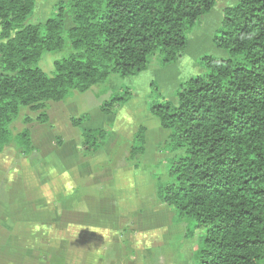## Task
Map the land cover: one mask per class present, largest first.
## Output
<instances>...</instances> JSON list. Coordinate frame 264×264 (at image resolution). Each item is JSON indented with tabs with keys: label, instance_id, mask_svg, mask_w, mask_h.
<instances>
[{
	"label": "trees",
	"instance_id": "16d2710c",
	"mask_svg": "<svg viewBox=\"0 0 264 264\" xmlns=\"http://www.w3.org/2000/svg\"><path fill=\"white\" fill-rule=\"evenodd\" d=\"M218 1L232 3L212 39L227 56L200 57L203 72L181 80L173 100L150 90L148 111L168 131L163 150L173 154L153 179V203L175 212L183 239L203 230L193 251L197 264H264V0H59L56 12L36 23L28 21L36 0H0V153L6 146L36 152L27 127L12 130L23 108L46 123L49 102L111 75L135 76L152 60L160 68L177 63L188 35ZM44 52L62 54L52 75L38 67ZM128 89L101 102L104 126H85V115L70 118L84 157L107 142L116 107L133 97ZM145 132L138 125L127 162L144 153ZM49 262L64 258L51 255Z\"/></svg>",
	"mask_w": 264,
	"mask_h": 264
},
{
	"label": "crops",
	"instance_id": "0c3cea01",
	"mask_svg": "<svg viewBox=\"0 0 264 264\" xmlns=\"http://www.w3.org/2000/svg\"><path fill=\"white\" fill-rule=\"evenodd\" d=\"M157 123L144 125V153L131 162L126 161V146L137 129L129 139L111 133L87 157L82 155V140H53L55 147L46 149L51 140L31 136L36 152L29 156L6 146L0 157L9 162L19 155L22 163L2 173L13 175L12 179L19 174L27 188L20 204L14 200L19 187L14 192L6 186L7 203L0 207V264H49L51 255L63 257V264H108V260L131 259L139 255L138 249L165 251L175 235L184 234V224L175 221V212L153 203V179L162 174L158 137L164 133ZM35 156L52 163L32 168L30 159ZM162 207L171 212L169 224L159 221ZM184 247L185 243L183 256L185 248L188 252L191 248L192 254L191 244Z\"/></svg>",
	"mask_w": 264,
	"mask_h": 264
},
{
	"label": "rangeland",
	"instance_id": "374dc122",
	"mask_svg": "<svg viewBox=\"0 0 264 264\" xmlns=\"http://www.w3.org/2000/svg\"><path fill=\"white\" fill-rule=\"evenodd\" d=\"M58 1L59 0H36L33 13L28 21L32 23L45 21L47 17L56 12V5ZM230 5H232L230 1H218L208 15L200 18L196 27L188 35V45L184 56L177 63L169 65L165 68H160L156 64V61L152 60L148 70L140 72L135 76L121 78L117 75H111L104 84L94 86L84 93L73 92L65 101L51 102L48 104L49 109L47 114L49 115L47 123H41L37 120L39 112L32 111L29 108H23L17 119L12 124L13 133L27 127L31 132L33 140H51L46 146V149L55 147L53 140H81L80 129L71 126L70 118L72 116L80 117L85 115V126H104L109 119L100 113L99 106L102 101L108 99L111 93L117 91L123 86H127L129 88L128 90L132 92L133 97L135 94V97L132 100L133 102L131 103V105L133 104L134 106L129 108L131 105L129 104L127 106L125 104L124 106L116 107V116L110 128L111 133L116 134V136L124 134L122 136H127L126 139H129L131 138L133 131L137 129L139 123H143L146 127L147 125L152 126L154 122H157V119L148 111L150 90L156 89L162 93L166 99L173 100V93L181 80L203 72V68L198 62L200 57L204 55H212L221 58L227 56L224 50L217 48L213 44L212 39L220 26L223 9ZM61 55V53L57 52H44L38 61V67H40L47 75H52L54 61L59 59ZM25 116L32 119L30 123L24 124L23 119ZM156 128L162 130V132L167 135L168 131L162 129L158 123ZM150 133L152 135V130ZM164 134L158 137L161 138L158 142V148L160 150V166L158 167V171L161 170V173H164L166 170V158L173 155L168 154L163 150V144L165 141ZM40 158L41 157L35 156L30 159L32 168H47L48 165L52 163L51 161H44ZM21 161L22 160L19 155L15 157V159L9 160V162L5 159V157H0V207L7 203L5 198L6 186L8 189L14 190V192L19 187L18 197L15 196L14 200L17 198L18 202L22 204L21 202L24 188H27V186L20 179L19 174L12 179L13 175L9 177V174L6 175L2 173V171L4 172L7 169L20 167V164L22 163ZM122 164H126V162L122 161ZM94 169H96V167ZM122 181L124 183L125 178H123ZM12 194L14 195V193ZM1 214L2 210L0 212V216ZM170 216L171 212L169 209L162 207V211L159 214V221L169 224ZM166 224H164V229L167 228ZM124 233L128 236L130 230L127 228ZM202 233L203 230H196L193 239H183V234L175 235L167 245V249H165V251H155L144 248L138 249L139 255H135L131 259H123L120 261L108 260L107 263L172 264L173 261H176L177 264H197V262L193 259V251L197 239ZM184 243L185 247L189 244L192 245V254L191 248L188 252L187 248L184 247L185 250L183 256L181 249ZM80 260L78 259V261ZM57 261L58 260H56V262Z\"/></svg>",
	"mask_w": 264,
	"mask_h": 264
}]
</instances>
